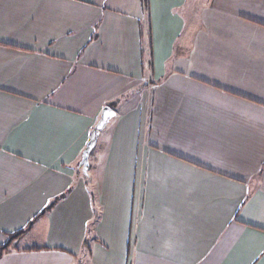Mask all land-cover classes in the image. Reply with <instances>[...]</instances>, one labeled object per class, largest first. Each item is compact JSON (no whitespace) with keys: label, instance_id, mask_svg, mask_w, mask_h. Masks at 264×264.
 Masks as SVG:
<instances>
[{"label":"crops","instance_id":"crops-1","mask_svg":"<svg viewBox=\"0 0 264 264\" xmlns=\"http://www.w3.org/2000/svg\"><path fill=\"white\" fill-rule=\"evenodd\" d=\"M186 4L0 0V264H264V0Z\"/></svg>","mask_w":264,"mask_h":264},{"label":"trees","instance_id":"trees-1","mask_svg":"<svg viewBox=\"0 0 264 264\" xmlns=\"http://www.w3.org/2000/svg\"><path fill=\"white\" fill-rule=\"evenodd\" d=\"M209 2H210V0H209ZM143 3H144V6H145V10H146L147 9V0H143ZM149 42H150V35H148V44H149ZM141 86H139L136 90L138 91L141 88ZM91 151H90V153H91ZM90 153H89V157H90ZM76 165H77V168L82 165L81 158L77 162ZM82 173L84 175L85 183L87 185H89V183H88V180H89L88 179V177H89L88 173H84L83 169H82ZM69 189H67L64 192H62L61 194L56 195L55 197H53L31 220H29L26 223V225L24 227L19 228L17 230H14L12 232H8L6 241L4 243L0 244V258L3 257L5 254H8V253H10V252H12L14 250H16V251H38V250L49 249L48 247H46L44 245H38V244H34V243L33 244H28V245H25V246H19L18 242L25 235V233L31 229V227L33 225V222L38 217H41V216H44L45 214H47L55 206L57 201L59 199H61L62 197H64L68 193ZM89 193H90V196H91V201H92L93 205L95 206L94 192H93V190H92V188L90 186H89ZM98 217H99V211H98V209L95 206L94 209H93V217H92V219H91V221L89 222V225H88V231L90 229H92L94 224H96V222L98 220ZM82 248H83V251L85 253H90V245H89V237H88V235L83 239Z\"/></svg>","mask_w":264,"mask_h":264},{"label":"water","instance_id":"water-1","mask_svg":"<svg viewBox=\"0 0 264 264\" xmlns=\"http://www.w3.org/2000/svg\"><path fill=\"white\" fill-rule=\"evenodd\" d=\"M114 115L115 111L110 106H104L100 113L99 119L96 121L94 127L91 129L89 133V140L81 154V163L84 173H87L89 165V153L95 146L99 132L105 127V125Z\"/></svg>","mask_w":264,"mask_h":264},{"label":"rangeland","instance_id":"rangeland-1","mask_svg":"<svg viewBox=\"0 0 264 264\" xmlns=\"http://www.w3.org/2000/svg\"><path fill=\"white\" fill-rule=\"evenodd\" d=\"M209 0H187V4L185 5L184 8V12L186 15V19H187V23L188 25H190V28L193 29L198 25V11L206 4H208ZM90 160V157H89ZM90 161H89V166H88V174H90L89 170H90ZM78 169V173L79 174H83L82 173V165L80 167L77 168ZM92 185V183L90 184ZM34 242H38L36 241L35 237H26V238H22V240H19L18 244L19 245H23V244H29V243H34ZM85 262L83 264L86 263V260H84Z\"/></svg>","mask_w":264,"mask_h":264}]
</instances>
